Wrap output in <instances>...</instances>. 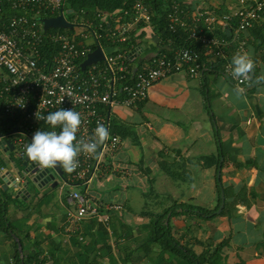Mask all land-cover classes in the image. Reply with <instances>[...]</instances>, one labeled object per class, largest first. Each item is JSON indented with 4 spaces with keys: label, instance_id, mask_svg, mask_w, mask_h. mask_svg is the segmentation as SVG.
Segmentation results:
<instances>
[{
    "label": "crops",
    "instance_id": "obj_1",
    "mask_svg": "<svg viewBox=\"0 0 264 264\" xmlns=\"http://www.w3.org/2000/svg\"><path fill=\"white\" fill-rule=\"evenodd\" d=\"M205 2L187 5L194 12ZM137 35L140 50L128 61L132 73L173 53L152 27ZM250 36L248 55L260 73L255 83L239 89L214 70L219 61L204 56L207 68L199 77L176 73L154 85L145 103L110 111L111 122L121 126L122 145L98 176L105 181L102 197L91 186L87 190L103 204L123 206L122 215L112 218L113 233L90 231L91 220L67 236L65 201L20 200L9 210L14 233L0 228V264L17 258L28 264H85L86 258L88 264H188L151 244V222L174 202L216 209L219 171L227 196L224 214L206 221L173 218V236L196 255L228 240L222 252L226 264H264V65L260 40ZM86 247L93 251L89 257Z\"/></svg>",
    "mask_w": 264,
    "mask_h": 264
},
{
    "label": "built area",
    "instance_id": "obj_2",
    "mask_svg": "<svg viewBox=\"0 0 264 264\" xmlns=\"http://www.w3.org/2000/svg\"><path fill=\"white\" fill-rule=\"evenodd\" d=\"M65 1L0 0V125L9 130L1 140L12 139L15 159L22 163L34 132L53 130L41 118L49 112L60 108L78 112L81 124L76 137L83 143L93 142L96 126L103 124L109 135L97 143L95 154L81 152L74 171L63 170L64 184L88 188L102 172L103 159L114 157L122 145L120 137L111 132L110 111L145 103L154 85L176 73L199 77L207 64L199 52L181 48L154 58L132 73L129 55L137 54L140 48L132 46L128 52L107 54L100 41L126 43L138 27H152V13L146 1L137 0L130 10L115 15L117 26L105 36L97 32L92 22H84L85 31L77 35L67 29L45 31L41 23L44 18L63 16L74 25L71 31L78 26L67 18ZM167 17L171 31L177 27L187 30L190 39L203 48V56H213L222 63L223 75L230 83L239 89L248 85L250 73L234 77L230 59L232 54H248L250 31L264 21V0H236L233 8L221 14L203 8L190 12L184 2L172 1ZM217 30L227 35H217ZM94 45L101 46L105 60L82 71L81 64L96 50L92 49ZM260 56L264 60V45ZM120 80L125 82L121 90ZM14 129L16 133H12ZM55 130L58 132L59 128ZM32 166L38 172L46 169L35 161ZM0 168L2 172L7 170ZM54 175L57 180L60 178L55 172ZM65 203L67 236L78 234L91 220L113 233L112 218L124 210L121 204L99 202L88 190L85 194L76 190L69 193ZM83 239L80 236L79 241Z\"/></svg>",
    "mask_w": 264,
    "mask_h": 264
},
{
    "label": "trees",
    "instance_id": "obj_3",
    "mask_svg": "<svg viewBox=\"0 0 264 264\" xmlns=\"http://www.w3.org/2000/svg\"><path fill=\"white\" fill-rule=\"evenodd\" d=\"M137 0H66L65 3H68L70 9L75 12L76 10L79 12V15L83 17L84 22H92L94 27L96 28L97 32L101 36H105L110 29L116 28L117 24L115 22V15L122 14L125 10H130L131 7L135 4ZM146 5L150 8L152 13V28L155 35L160 38L164 44H169V49L173 52L177 49L187 48L192 49L196 52H199L202 55V61L204 60L203 56V48L200 44L194 42L190 39L189 32L184 29H177L173 32L169 28V20H168V12L170 10V4L172 1H180L183 4V0H145ZM218 2L217 0H214ZM230 3L219 4L220 10L217 12L221 14L222 12H228L230 8H228ZM71 17V16H70ZM109 21V23L105 24V21ZM71 21V20H70ZM101 26V29H100ZM142 27H138L126 43H118L116 45L111 44L107 40L103 39L100 41L101 46L106 50L107 54H117V53H124L128 52L132 46H136V41L139 38L137 35V31L140 30ZM252 35H255V38L260 40V44L263 47L264 45V26H255L251 31ZM221 36H226V33L220 34ZM260 46V47H261ZM96 45L92 47L93 50L96 49ZM235 55L232 54L231 61ZM264 65V60H262ZM254 67L250 72V81L255 83V76H259V68L255 66V62H253ZM222 63H218L216 66L215 71H219L223 74L221 69ZM125 84L124 81H119L118 88L121 90L123 85ZM247 86V85H246ZM245 86V87H246ZM3 124L0 125V134H6L9 130H5L2 128ZM121 126L115 122L111 124V132L120 135ZM218 133L216 137H218ZM220 161H218V165ZM217 176V174H216ZM217 191L219 194L218 206L214 210L204 209L199 206H194L190 203H179L174 202L173 205L164 211V213L160 215L154 216L151 222V244L155 246H159L164 252H168L173 254L174 256L181 258L188 264H226L224 262V258L222 256V252L224 248L228 246L229 241L224 240L221 243L217 244L214 247L209 246L201 255H196L193 250L186 248L183 246L179 241H177L173 236V228L171 225V219L179 218L184 216H193L198 218H205L212 220L213 218L217 217L216 212L220 208L222 203L221 200V191L225 190L222 184V176L217 179ZM220 184V185H219ZM227 198L225 193V199ZM19 202V201H18ZM18 203L9 196L3 190H0V228L9 235L14 233L12 224L9 220V210L10 207ZM226 201L225 207L220 215H223L226 210ZM90 231H93L98 228V235L99 233H108V231L103 227L101 224H98L95 220L90 223L88 226ZM96 230V231H97ZM113 231V230H112ZM90 233V232H89ZM93 233V232H92ZM97 235V237H98ZM92 236V234H89ZM17 244V243H16ZM87 257L91 256L93 251L88 250V248H83ZM42 262L41 264H43ZM88 258L85 259V264H88ZM14 264H28V260L22 261L21 259L17 258ZM38 264V262L36 263ZM93 264H98L94 262ZM243 264V263H241Z\"/></svg>",
    "mask_w": 264,
    "mask_h": 264
},
{
    "label": "clouds",
    "instance_id": "obj_4",
    "mask_svg": "<svg viewBox=\"0 0 264 264\" xmlns=\"http://www.w3.org/2000/svg\"><path fill=\"white\" fill-rule=\"evenodd\" d=\"M232 75L245 77L253 69L254 64L247 53L237 54L232 59ZM53 130H37L26 148V155L44 168L60 166L71 173L77 167L76 157L81 153L95 154L97 143L109 135L103 124L95 128V140L83 143L77 140L76 133L81 124L80 114L71 108H60L41 117ZM59 128L57 132L55 129Z\"/></svg>",
    "mask_w": 264,
    "mask_h": 264
},
{
    "label": "water",
    "instance_id": "obj_5",
    "mask_svg": "<svg viewBox=\"0 0 264 264\" xmlns=\"http://www.w3.org/2000/svg\"><path fill=\"white\" fill-rule=\"evenodd\" d=\"M69 14H72L73 11H68ZM41 23L43 25V29L47 30H56V29H67L73 30L74 25L66 21L63 16H59L57 18H44L41 19ZM105 60L104 52L101 46H97L96 50L92 53L88 54L86 60L81 64V70L85 71V69L89 66L99 64ZM17 130L14 129L12 133H16ZM2 134H0V150L6 155L10 154L8 159L11 161V164L14 168V173L6 170L5 172L1 171L0 168V181L3 183L2 190L6 192L9 196H11L16 202L29 201L32 199L39 198L38 190L43 189L44 187L50 186L51 188H55L58 186V181L56 180V176L52 171L56 173L58 177L65 180L64 171L60 166L55 168H46L42 172H38L32 166V160L29 159L26 155L24 162L17 161L12 153L14 151V145L12 143V139H7L6 141L1 140ZM20 164V165H19ZM3 167V166H0ZM221 177V171L218 172L217 178ZM221 200L222 203L220 208L216 212L217 215H220L225 207V193L221 191ZM19 253H23L22 245L18 241Z\"/></svg>",
    "mask_w": 264,
    "mask_h": 264
},
{
    "label": "rangeland",
    "instance_id": "obj_6",
    "mask_svg": "<svg viewBox=\"0 0 264 264\" xmlns=\"http://www.w3.org/2000/svg\"><path fill=\"white\" fill-rule=\"evenodd\" d=\"M182 1V0H181ZM210 1L207 0V2L205 3H200L198 4V6L203 7V9H207L208 11L211 12H215L216 14H219L217 11L220 10V5L219 4H226V3H230L228 8H233L236 4V0H217L216 1ZM182 2H184V4H187L185 0H183ZM65 8H66V16L68 19H70L71 21L75 22L76 28L74 29V31H69V33L71 34H81L85 31V29L82 27V25L84 24V20L83 17L79 15V12L76 10L75 12H73L72 14H69L68 11H70V7L68 5V3H65ZM224 13V12H222ZM69 16V17H68ZM71 16V17H70ZM59 29H56V31H58ZM62 31H65V29H62ZM17 136H14L13 139H16ZM5 154L0 150V166L5 167L7 170L11 171L14 173V168L11 164V161H9L8 158H6L4 156ZM16 153L13 152L12 156L15 158ZM108 158H110L109 156L105 157L103 159V164L109 166L110 165V161H108ZM20 165V164H19ZM54 173V171H52ZM57 180V179H56ZM58 186L55 188H51L50 186L44 187L41 190H38V197L40 198V200L42 199L44 201L45 204L48 205H53V204H57L58 202L65 201L66 197L69 195V193L73 192V191H78L82 194H85L87 192V187L85 186H76V185H72L71 183H69V185L64 184L62 179H58ZM1 182V181H0ZM105 181L103 180H99L98 177L95 179V181L93 182V184H91V189L92 191L96 192V194L98 196H101L105 193L104 190V184ZM159 192V191H157ZM160 198V197H159ZM156 199V198H155ZM161 199V200H160ZM159 200L161 201V203H166L167 200L165 199V197L160 198ZM204 208V207H202ZM204 209H208V208H204ZM197 219H201V220H205V218H198ZM207 220H210L207 218ZM196 228V227H195Z\"/></svg>",
    "mask_w": 264,
    "mask_h": 264
}]
</instances>
